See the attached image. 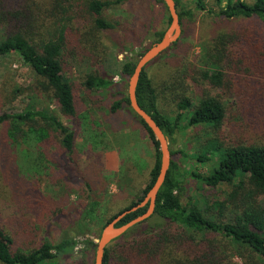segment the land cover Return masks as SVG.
<instances>
[{"label":"trees","instance_id":"trees-1","mask_svg":"<svg viewBox=\"0 0 264 264\" xmlns=\"http://www.w3.org/2000/svg\"><path fill=\"white\" fill-rule=\"evenodd\" d=\"M120 1L0 0V59L10 54L20 57L35 75V83L30 88L37 90L44 100L56 104L60 113L75 124L82 104L73 84L63 73L65 54L74 47L72 50L89 49L95 53L93 59L99 57L100 52L96 50L100 45V33L116 27L104 17V11ZM156 1L165 7L163 0ZM223 1L217 0V9H207L205 0H196V10L222 20L253 23L218 33L207 49L208 59L203 68L192 66L181 77L173 74L163 87L156 85L148 68L177 45V41L147 65L136 90L140 106L171 142L179 132L192 126L212 129L215 136L207 139L194 157L199 163L214 161V165L208 173L184 171L174 158L179 153L184 155L183 151L170 149L171 165L158 193L154 214L113 240L106 248L104 264H220L221 249L230 248V245L236 246L244 257L248 255L250 259L247 258L246 264H264V138L224 141L218 134L226 119V106L220 95L203 88L210 85L235 94L240 98L246 126L257 133L264 130V0H227L222 6ZM175 2L182 25L183 17L192 13L180 10L181 0ZM165 10L170 24L166 7ZM164 33H156V42ZM144 52H140L139 57ZM216 57L218 61L214 60ZM136 62L133 57L127 58L121 65L118 79L115 76L107 78V74L99 70L89 73L84 81L85 87L95 92L114 88L116 100L111 113L125 111L133 115L155 148L150 180L143 194L112 215L105 226L144 199L160 170L159 143L131 108L127 93ZM189 81L203 90L197 105L190 97ZM169 97L175 106L182 105V109L189 110L187 126L179 127L162 111L160 100ZM0 126H8L9 137L17 142L20 138L34 139L36 136L39 143L54 145L55 164L65 183L80 182L87 189L91 188L85 182L88 175L79 170L74 157L75 128L66 125L48 108L27 106L21 111L0 113ZM189 177L209 189L232 186L226 193L225 208L220 214L216 213L218 201L215 202L217 206H210L207 200L195 197L183 203ZM100 204L101 201L93 200L91 195L87 196V203L78 202L75 206L64 203L55 209V220H68L69 232L57 242L45 241L27 250L17 248L14 240L0 229V264H57L58 259L79 250L89 257L94 248L96 251V245L84 235ZM146 210L147 206L127 214L117 226L129 223Z\"/></svg>","mask_w":264,"mask_h":264},{"label":"rangeland","instance_id":"rangeland-1","mask_svg":"<svg viewBox=\"0 0 264 264\" xmlns=\"http://www.w3.org/2000/svg\"><path fill=\"white\" fill-rule=\"evenodd\" d=\"M116 1V0H111ZM207 9H217V0H205ZM227 0L222 2L226 5ZM182 11H191L182 19V35L177 45L162 58L149 66L148 72L156 85L163 87L173 74L182 75L192 66L203 68L208 59L207 49L218 33L240 25L252 24L248 20H222L207 12L196 10V0H181ZM164 5L156 0H122L104 11V17L115 24V29L100 33L99 57L89 49L72 50L65 54L64 74L73 84L80 104L77 123L60 113L56 104L43 99L30 85L35 83L33 71L20 57L10 54L0 59V113L21 111L24 107L48 108L51 112L76 130L74 157L81 172L88 175L91 186L67 182L55 163V147L46 142L28 137L18 142L9 137V127L0 126V229L14 240L17 248L27 250L45 241L57 242L69 232L68 220H55V209L64 203L75 206L87 203V196L100 200L95 219L84 235L95 245L99 242L106 221L119 210L128 207L142 194L149 183V171L155 160V148L146 131L129 112L111 113L116 100L114 88L95 92L84 85L86 76L94 71H103L107 78L118 74L122 63L129 57L138 60L140 52L151 47L157 40L156 33L169 27ZM218 61L216 57L214 59ZM194 105L199 103L202 88L188 82ZM192 85V87H191ZM213 95H220L227 113L219 136L226 142L264 138V130L255 132L246 126L244 113L235 94L204 85ZM203 91V90H202ZM162 111L179 127L188 125L189 110L175 106L170 97L160 100ZM88 118V119H85ZM16 133V132H15ZM208 127H190L177 134L170 149L183 151L174 158L184 171L208 173L214 161L197 162L207 139L214 137ZM55 141V139L53 140ZM44 144V145H43ZM183 203L192 198L205 199L217 206L220 214L225 208V197L232 186L216 189L203 187L190 177ZM62 203V204H61ZM222 215V214H221ZM222 219V218H221ZM82 236V235H78ZM220 264H246L247 256L240 254L234 245L222 248ZM94 250H83L62 257L57 264H93ZM250 261V260H249Z\"/></svg>","mask_w":264,"mask_h":264},{"label":"water","instance_id":"water-1","mask_svg":"<svg viewBox=\"0 0 264 264\" xmlns=\"http://www.w3.org/2000/svg\"><path fill=\"white\" fill-rule=\"evenodd\" d=\"M170 16V25L165 31L163 37L151 47H149L142 56L137 60L133 74L128 81L127 93L130 100V106L134 112L148 125L152 130L156 140L159 143L160 152V170L156 181L148 191L144 199L136 206L124 211L103 229L100 240L96 244L95 258L93 264H104L105 251L108 245L116 238L124 235L129 229L137 224H140L149 219L155 212L158 193L163 186L170 165H171V150L169 137L164 133L160 126L156 123L153 117L148 114L138 103L137 86L140 77L149 63L155 60L175 44L182 35V25L179 17V12L175 0H163ZM147 206V210L142 215L138 216L129 223L117 226L118 223L129 213Z\"/></svg>","mask_w":264,"mask_h":264}]
</instances>
